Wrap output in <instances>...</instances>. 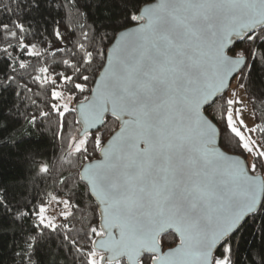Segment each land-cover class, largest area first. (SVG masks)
Instances as JSON below:
<instances>
[{"label":"snow or ice","instance_id":"6c2138e0","mask_svg":"<svg viewBox=\"0 0 264 264\" xmlns=\"http://www.w3.org/2000/svg\"><path fill=\"white\" fill-rule=\"evenodd\" d=\"M55 3L23 0L14 23L0 20L2 130L42 91L44 110L23 114L37 127L55 116L67 167L79 165L74 176L61 165L50 199L0 189L20 264H241L257 223L264 245V0H89L91 31L49 65L64 39ZM41 60L42 75L29 73ZM108 116L118 130L105 139Z\"/></svg>","mask_w":264,"mask_h":264},{"label":"trees","instance_id":"16d2710c","mask_svg":"<svg viewBox=\"0 0 264 264\" xmlns=\"http://www.w3.org/2000/svg\"><path fill=\"white\" fill-rule=\"evenodd\" d=\"M154 0H141V4L152 3ZM18 2L22 5L23 0H0V20L6 23H14L17 16L21 14L22 8L17 7ZM89 0H79L80 12L76 11L75 6L72 4V0H56L53 6V18L56 20L61 17H66L61 25L62 35L64 37L62 42L52 41V44L57 51L47 53L48 63L52 65L54 62L52 57L55 56L57 60L65 58L70 55L72 49L76 46L77 42L82 39L81 28L85 31H91L93 19L96 18L95 9H84L82 6L88 3ZM94 2V0H93ZM63 6L60 15H56L55 9H60ZM111 6V5H110ZM26 12V9H23ZM87 12L93 16V19H89L87 15L82 13ZM27 63V61H25ZM45 66L43 60L39 63H33V66L29 68V73L35 75H42L39 72V68ZM59 68H55V71L59 73ZM259 75V74H258ZM51 78V73L49 74ZM25 81L32 85V81L28 79V74L24 76ZM59 90V89H58ZM35 96L31 93H25L28 97L24 101V106L20 109L21 115L11 118L9 121L10 127L7 131H3V121H0V189H7L9 197L15 193L19 198L21 191H27L30 195H38L39 198L50 199L44 196L46 192H52L59 188L57 182L60 176L61 165L63 164L64 175H68L69 171L74 176L78 169H68L66 164V158L64 157L65 149L60 139V133L58 131V121L55 116L48 120H38V127L30 124L24 112L32 108V111L28 112L31 116L32 112H38L44 110L43 101L46 99L42 91L35 90ZM14 99V97L12 98ZM50 99V98H48ZM41 101V103H36ZM62 103V101H61ZM35 104V107H33ZM5 114L7 112L5 111ZM264 115V112L258 111L257 116ZM74 114L67 117V129L65 136H71L75 134L76 128L79 126H73ZM108 131L105 134V139L111 135L114 130L118 129V124L112 119H106ZM29 150L33 158H29ZM98 153H93L90 158L95 160ZM84 162V161H81ZM48 165L50 168V174L47 176H40L34 170L35 166ZM61 196H63V190H61ZM39 199L37 201V206ZM64 209L57 206L55 201H50L47 204V212L50 218L56 219L59 217ZM92 214H88V218H91ZM3 216V213H0ZM57 222H60L57 219ZM8 221L0 220V264H20L17 257V252L23 246L22 234L19 228L13 229L11 226L5 227ZM27 227V226H26ZM79 227V225H77ZM259 225L257 223L255 229V235L246 233L244 240L240 242V251L238 253L241 264H261V257L264 256V252L260 249L264 247L261 243V238L258 231ZM15 233V235H14ZM170 246L175 247L178 241L173 235L168 236ZM237 243V237H233V247L235 249ZM250 249V251H249ZM167 250V247L165 248ZM250 258V259H249ZM67 264H71V257Z\"/></svg>","mask_w":264,"mask_h":264},{"label":"water","instance_id":"95a60500","mask_svg":"<svg viewBox=\"0 0 264 264\" xmlns=\"http://www.w3.org/2000/svg\"><path fill=\"white\" fill-rule=\"evenodd\" d=\"M153 2H154V1H153ZM106 119H112V120L115 121V119L112 118L111 116L106 117ZM116 123L118 124L117 121H116ZM117 130H118V129H117ZM97 159H101V157L99 156V153H98L97 158H96L95 160H97ZM95 160H93V161H95ZM171 235H173V236L175 237V239L178 241V237H176L175 233H172ZM166 251H167V250H166Z\"/></svg>","mask_w":264,"mask_h":264},{"label":"rangeland","instance_id":"374dc122","mask_svg":"<svg viewBox=\"0 0 264 264\" xmlns=\"http://www.w3.org/2000/svg\"><path fill=\"white\" fill-rule=\"evenodd\" d=\"M62 103H63V101H62ZM245 119L247 120V122H248L249 124H251V123H252V121H251V119L249 118V116H248V115H246V116H245Z\"/></svg>","mask_w":264,"mask_h":264}]
</instances>
